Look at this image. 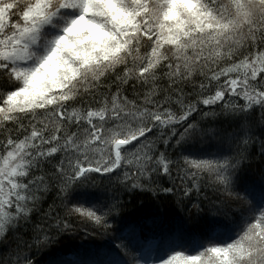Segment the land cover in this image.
Returning a JSON list of instances; mask_svg holds the SVG:
<instances>
[{"label":"snow or ice","instance_id":"6c2138e0","mask_svg":"<svg viewBox=\"0 0 264 264\" xmlns=\"http://www.w3.org/2000/svg\"><path fill=\"white\" fill-rule=\"evenodd\" d=\"M0 264H264V0H0Z\"/></svg>","mask_w":264,"mask_h":264},{"label":"trees","instance_id":"16d2710c","mask_svg":"<svg viewBox=\"0 0 264 264\" xmlns=\"http://www.w3.org/2000/svg\"><path fill=\"white\" fill-rule=\"evenodd\" d=\"M250 179H258V172L253 171L249 175ZM157 214L169 220H187L185 213L177 208L173 202L162 200L157 203L148 195H141L131 199L123 215L129 219L137 217H147ZM102 245V238L82 237L65 240L58 246V250H52V254L61 255L70 261L84 257L88 252L99 249ZM49 253H43L42 259H47Z\"/></svg>","mask_w":264,"mask_h":264}]
</instances>
